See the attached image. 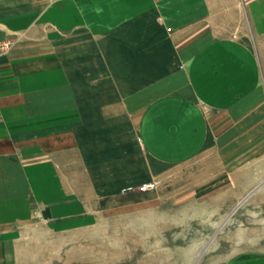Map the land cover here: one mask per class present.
<instances>
[{"label":"crops","instance_id":"1","mask_svg":"<svg viewBox=\"0 0 264 264\" xmlns=\"http://www.w3.org/2000/svg\"><path fill=\"white\" fill-rule=\"evenodd\" d=\"M3 40L0 264H100L53 231L133 179L136 138L164 163L166 99L175 162L228 125L264 129V0H0Z\"/></svg>","mask_w":264,"mask_h":264},{"label":"rangeland","instance_id":"2","mask_svg":"<svg viewBox=\"0 0 264 264\" xmlns=\"http://www.w3.org/2000/svg\"><path fill=\"white\" fill-rule=\"evenodd\" d=\"M163 136L164 163L147 158L136 138L133 179L117 181L113 194L85 197L75 218L60 215L73 225L53 231V247L68 259L93 254L100 264L168 254L174 264H264V129L228 125L221 141L175 162L170 97Z\"/></svg>","mask_w":264,"mask_h":264},{"label":"built area","instance_id":"3","mask_svg":"<svg viewBox=\"0 0 264 264\" xmlns=\"http://www.w3.org/2000/svg\"><path fill=\"white\" fill-rule=\"evenodd\" d=\"M10 46L9 40L0 41V51L7 49Z\"/></svg>","mask_w":264,"mask_h":264}]
</instances>
